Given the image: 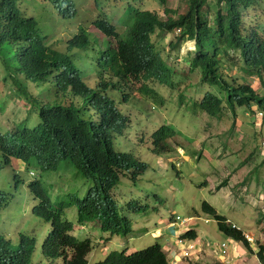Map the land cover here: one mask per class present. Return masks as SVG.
<instances>
[{
    "label": "rangeland",
    "instance_id": "obj_1",
    "mask_svg": "<svg viewBox=\"0 0 264 264\" xmlns=\"http://www.w3.org/2000/svg\"><path fill=\"white\" fill-rule=\"evenodd\" d=\"M30 1L21 3L22 11L26 16H32L38 21L40 34L49 36H46L49 46L62 52L66 51L67 41L72 37L68 26L66 28L69 19L66 17L71 10L49 11L46 4L38 6L39 2L36 0H33L36 4ZM126 1H104L98 12L92 0H76V6L83 2V8L89 9L90 12L82 15L69 28L76 29L79 23H84L86 17L92 18L86 27L100 47L99 44L106 38L94 26L93 21L105 13L123 15ZM110 3H114L115 7L109 6ZM139 3L141 8L157 12L160 16L165 15V8L186 12L189 6L188 0H167L166 4L160 0H133V8L139 9ZM211 3L212 11H204V15L209 16L210 26L213 25L216 7L215 2L208 1V4ZM50 9H55L52 4ZM204 10H207V6ZM39 14L43 15L44 21ZM172 16L176 17L175 14ZM258 16L264 18V11H251L248 13L247 22L250 23ZM170 34L159 33L154 37V41L156 50L173 71V88L168 83L157 80L148 82L146 87L158 92V95L150 93L152 99L145 94L143 82L132 79L121 82V90L127 95V100L119 102L118 105L132 122L124 135L116 138L114 149L132 153L149 166L136 180L122 177L120 184L113 190L120 211L133 222L131 231L125 236L104 234L99 231L98 223L80 225L76 207L65 209L66 219L75 225L72 234L80 240L89 239L93 244V250L87 257L89 264L104 260L111 251H124L130 255L155 244L163 245L166 254V248L173 247L175 255L177 234L189 231L198 232L193 241L201 244L203 251L188 260H182L181 257L174 260L173 255L172 260L168 258L170 264H207V261L211 260L209 258L206 261L207 255L222 256L217 252L219 244L227 241L229 245L231 240L219 230L215 217L204 213L205 202L213 206L217 214L226 218L227 222L230 221L243 232L250 234L255 239L254 249L258 251L259 246L264 245V117L255 116L260 110L264 113V107L252 103L248 108L237 105L230 108L224 102L223 110L217 116L212 117L201 112L195 102L201 101L206 92L217 94L223 100L225 95L221 94L218 88L202 83L199 71L191 69L188 47L184 49ZM171 42L176 48L170 46ZM77 52L79 56L76 65L83 71L82 78H91L89 84L96 85L95 75L91 74L90 59L93 54ZM224 64L220 72L227 80L232 81L235 78L243 83L246 79L259 96L264 98V83L261 85L259 80L251 76L246 78L245 72L239 70L241 65L238 62H233L236 67H231L227 62ZM105 73H100L98 78L105 80ZM13 85L7 69L0 62L2 135L15 130L21 123L29 127L36 126L40 108L54 99L50 91L53 90L52 87L28 83V92L32 96V99L28 100L27 97L19 96ZM113 95L117 101L122 100L121 92ZM59 98L61 103H81V100L71 95L63 98L60 93ZM162 126L171 127L176 135L170 139V152L156 155L152 152V135ZM236 172H241L242 176L232 183L231 175ZM18 178L22 179V182H18ZM36 179L46 188L52 201L58 203L68 202L69 195L83 198L91 186L68 162H62L58 172L36 173L33 177L20 161H12L10 166H6L0 154V191L16 195L15 202L0 212V234L18 246L20 233H30L38 241L32 264H64L62 258L50 261L42 255L41 245L48 236L50 223L35 217L32 212L37 201L28 185ZM131 202H137L147 210L131 211L128 207ZM177 216L187 221L171 224L172 217ZM207 242L215 245V248L204 246ZM243 248L246 264H254L256 261L261 264L250 249L245 245Z\"/></svg>",
    "mask_w": 264,
    "mask_h": 264
},
{
    "label": "trees",
    "instance_id": "obj_2",
    "mask_svg": "<svg viewBox=\"0 0 264 264\" xmlns=\"http://www.w3.org/2000/svg\"><path fill=\"white\" fill-rule=\"evenodd\" d=\"M166 4V0H161ZM220 7L210 26L204 14L205 0H189L188 10L170 15L165 9L167 20L157 13L141 12L128 29L126 37L118 40L117 50L102 53L98 59L100 71L115 73L110 81L100 80L96 86L82 78V72L69 52L72 48L91 50L90 38L81 36L70 40L68 52H60L48 46L46 36L40 34L38 21L26 16L20 3L24 0L0 1V62L7 69L18 95L32 99L28 83L37 86H51L54 96L62 93L81 100L79 105L72 101L59 103L56 98L40 108L36 126L21 123L5 135L0 134V154L6 165L21 161L27 169L44 173L57 172L62 162H68L72 169L90 183L83 198L69 195L68 202H54L38 180L31 182L29 189L37 201L33 214L51 224V230L41 245L46 260L62 258L64 264H89L88 255L93 250L89 239L80 240L72 233L75 225L66 219L65 209L77 208L79 224L98 223L101 232L110 235H127L131 231L130 219L120 211L113 197V190L122 177L136 180L147 165L132 153L116 151L115 140L130 127V119L118 108V102L111 94L118 91L122 81L132 79L143 82L165 76L169 67L155 51L153 37L157 30H182L178 43L194 40L197 54L192 66L200 69L202 81L217 87L224 100L207 92L195 106L212 117L223 110L224 102L230 108L250 107L252 103L264 107V98L245 81L232 85L218 74L220 54L227 61H234L230 55L238 54L242 71L264 83V23L256 20L247 22L248 11L263 6L264 0H214ZM175 13V12H174ZM108 34L113 30L100 25ZM103 60V62L101 61ZM144 83V82H143ZM145 84V83H144ZM146 95L150 90L146 87ZM34 104V103H33ZM34 107V106H33ZM176 132L163 126L153 135L152 152L156 155L169 153L170 139ZM21 182V180H18ZM14 193L0 191V212L14 203ZM131 211H146L137 202L128 204ZM204 213L215 217L219 230L227 237L242 242L251 249L243 232L227 225L226 218L217 214L213 206L203 204ZM84 224V225H85ZM185 238L195 240L197 233L189 231ZM37 239L20 234L18 246L0 234V264H32L37 250ZM258 259L264 264V246L260 245ZM94 264H170L161 244L128 255L124 251H111L104 260Z\"/></svg>",
    "mask_w": 264,
    "mask_h": 264
},
{
    "label": "clouds",
    "instance_id": "obj_3",
    "mask_svg": "<svg viewBox=\"0 0 264 264\" xmlns=\"http://www.w3.org/2000/svg\"><path fill=\"white\" fill-rule=\"evenodd\" d=\"M1 1V0H0ZM25 1V0H24ZM27 1H30V0H27ZM37 2H39V5L38 6H40L41 4H46L47 6H48V8H49V11L50 10H53L54 12L58 9L59 11H70L71 10V12L69 13V15L66 17V18H69L68 19V23L66 24V28H67V26H68V30L70 31V33L72 34V37L71 38H69L68 39V43H69V41L70 40H73V39H75L76 37H78V36H81L82 38H90V46H91V50L89 51V50H83V49H80V48H76V47H74V48H72V50L69 52V54H70V56H72L73 57V59H74V61H75V63H76V60H77V57L79 56V54H78V52L77 51H83V52H85L87 55L88 54H93V56H92V58L90 59V61H91V65H92V69H91V74H93V75H95V79L94 80H96L97 81V83L100 81V79L98 78L99 77V75H100V73H103V72H105V71H98V69L100 70V67L99 66H101L100 64H99V61H98V59H101L102 58V53H106V52H108V51H110V50H117V47H118V40L117 39H123V38H125L126 37V33H127V31H128V29L129 28H131L132 26H133V24H134V22H135V16L138 14V13H141V12H150V13H157V12H153V11H150V10H147V9H143V8H141L140 7V3H139V9H134L133 8V6H132V1L133 0H127L126 1V9H125V12H124V14L123 15H117V14H112V13H105V15L104 16H102V17H98L97 19H95L94 21H93V24H94V26L100 31V32H102L103 34H104V36H105V40L101 43V44H99L100 45V47H98V43L95 41V39H93L92 37H91V34H90V32H89V29H88V27H86V24H88V22H89V20L90 19H92V18H89V17H86L85 18V20H84V23H79L78 24V26H77V28L76 29H71V28H69V26L71 25V24H73V23H75V22H77L78 20H79V18L80 17H82V15H84V14H86V13H89L90 12V10L89 9H84L83 8V2L82 3H79V4H77V6H76V3H75V1L76 0H36ZM48 1V2H47ZM104 1H108V0H92V3H93V6H94V8L95 9H98V12H99V10L101 9V7L103 6V2ZM110 1V0H109ZM135 1H137V0H135ZM141 0H139V2H140ZM161 1V0H160ZM189 1V0H188ZM206 1V3H205V5H204V7L205 6H207V10H205V11H207V12H210V11H212V3L211 4H208V1H212V2H215V13H216V11L220 8V7H222L223 8V5L222 4H220L219 5V3L217 2V1H214V0H205ZM32 4H36V3H34L33 2V0H31L30 1ZM162 2V1H161ZM166 2H167V0H166ZM53 5L54 6V8L55 9H50V5ZM164 4V3H163ZM109 6L111 5L112 7H115V4L114 3H110V4H108ZM20 7H21V3H20ZM68 7V8H67ZM166 9V8H165ZM164 9V10H165ZM167 10H169V11H172L173 12V14H175V16L176 17H174V16H172L173 14H171L170 16L171 17H173V18H177V14H179V13H181V12H178V10H176V11H174V10H170V9H167ZM255 10H263L264 11V5L263 6H256L255 8H252V9H250L249 11H248V13H250L251 11H255ZM101 12L103 13V11L101 10ZM175 12V13H174ZM45 13H48V12H45ZM164 13H165V11H164ZM247 13V14H248ZM43 14V13H42ZM42 14H39V17L41 18V20H45L44 19V17H43V15ZM158 14V16H160V14L159 13H157ZM98 15V14H97ZM97 15L95 16V17H97ZM106 15H108V16H106ZM168 14H166L165 13V15H163L164 17H166V18H164L163 16H160V18L161 19H164V20H167V18H168V16H167ZM204 15V14H203ZM95 17H93V18H95ZM206 17H208V22H209V24H210V19H209V16L208 15H206ZM215 19V17L213 18V20ZM254 20H256V21H258V22H261V23H264V18H261L260 16H258V17H254ZM213 23V22H212ZM100 25H105L106 27H108V28H110L111 27V29L113 30V32H114V34H108V33H106V31L104 30V29H102L101 27H100ZM212 26V25H211ZM78 30H80L79 32H78ZM78 32V33H77ZM162 33V32H164V34L165 33H171L170 35L171 36H173L174 38H175V40L177 41V43H178V40H179V37L181 36V34H182V30L181 29H179V28H174L172 31H162V30H157V32L155 33V35H154V37L155 36H158L159 35V33ZM48 36V35H47ZM49 37V36H48ZM154 37H153V43H154V46H155V51H157L156 50V44H155V41H154ZM112 40L114 41V44H112ZM68 43H67V48H68ZM179 45H181V46H183L184 47V49H186V47H188L187 48V54H189V55H191V57H190V66H191V69H193V70H198L199 71V75H200V78H201V81H202V74H201V71H200V69H197V68H195V67H193L192 66V58L197 54V45H196V42L194 41V40H185V41H183V42H181V43H178ZM48 45V44H47ZM49 46V45H48ZM170 46H173V48H176V46L171 42L170 43ZM50 47H52L53 49H55L53 46H50ZM67 48H66V51H64V52H68L67 51ZM57 50V49H56ZM59 51V50H58ZM60 52H62V51H60ZM160 55H161V53L159 52V51H157ZM193 52V53H192ZM230 53V55L234 58V61H232V62H230V61H227V60H225L224 59V57H223V54L221 53L220 54V60H221V64H219V65H217L218 67V74H220L223 78H225L222 74H221V72H220V68L221 67H223V66H225V64H224V62H227V63H229L230 65H231V67H236L234 64H233V62H240V61H238V59H239V55L238 54H233V52H229ZM161 57H162V55H161ZM162 59H163V57H162ZM164 60V59H163ZM102 62H103V60H101ZM164 62L167 64V62L164 60ZM87 63V62H86ZM240 64V63H239ZM241 65V64H240ZM167 66L169 67V65L167 64ZM79 68V67H78ZM80 69V68H79ZM169 69H170V71L165 75V76H162V77H160V78H153V79H151V80H149V81H146V80H144L143 82L147 85V83L148 82H152V81H158V82H161V83H168L170 86H171V88H173L174 87V82H172V81H174L173 80V77L171 76V74L173 73V71L171 70V68L169 67ZM81 70V69H80ZM239 70H242V67H240V69ZM108 71H110V72H106L105 74H103V75H105V81H110V78L113 76L112 74H111V72L112 73H115V72H113L112 70H108ZM81 72L83 73V71L81 70ZM89 75H90V77H91V74L90 73H88ZM114 77V76H113ZM245 77L246 78H248V77H250V76H247V74L245 73ZM251 77H253V76H251ZM85 78H87V77H85ZM87 79H89L88 80V82L90 83V81H91V78H87ZM106 79H108V80H106ZM226 79V78H225ZM253 79H256V77H254ZM114 81H117L118 79L117 78H115L114 77V79H113ZM227 80V79H226ZM258 80V79H257ZM229 81V80H228ZM245 81H247L248 82V80H244V82ZM123 82V81H122ZM232 85H236V84H240V82L239 81H237L235 78H233L232 79V81H229ZM243 82V83H244ZM180 83V82H179ZM202 83H204L203 81H202ZM207 84V83H206ZM250 84V83H249ZM94 86H96V85H94ZM182 86H185V84H182ZM201 86V85H200ZM210 86V85H209ZM51 87V86H50ZM210 87H214V86H210ZM121 88H122V86H121ZM121 88L118 90V91H113L111 94L113 95L114 93H116V92H121L122 93V100L121 101H117L118 103L119 102H123V101H126L127 100V95L126 94H124L123 92H122V90H121ZM217 88V87H216ZM149 89V88H148ZM150 90V93H152V94H156V95H158V92H156L154 89H152V88H150L149 89ZM50 91L52 92V96H53V100H55V98H56V100L59 102V103H61V99L59 98V95L57 96V97H55L54 96V91H55V89L53 88V90H51L50 89ZM150 93H148V95L149 96H151L150 95ZM207 93V92H206ZM205 93V94H206ZM212 93V92H211ZM62 94V93H61ZM205 94H204V96H205ZM214 94V93H213ZM147 95V96H148ZM217 95V94H216ZM203 96V97H204ZM113 97L115 98V96L113 95ZM151 98H152V96H151ZM153 99V98H152ZM53 102V101H52ZM52 102H48V103H52ZM200 102V101H199ZM47 103V102H46ZM47 103V104H48ZM63 103H65V102H63ZM44 105H46V104H44ZM118 105V104H117ZM43 106V105H42ZM118 108H119V105H118ZM119 110L123 113V111L119 108ZM124 115H126L127 117H129L127 114H125V113H123ZM255 116L256 117H264V113H263V111H261L260 110V112L259 113H257V114H255ZM129 119H130V117H129ZM131 119H130V124H131ZM163 127V126H162ZM161 128V127H160ZM159 128V129H160ZM158 129V130H159ZM157 131V130H156ZM155 131V132H156ZM154 132V133H155ZM153 133V134H154ZM124 135V134H123ZM122 135V136H123ZM119 137V136H118ZM263 145V148H264V143L262 144ZM155 154V153H154ZM4 162V161H3ZM21 162V161H20ZM12 163V162H11ZM5 164V163H4ZM22 164H24V163H22ZM146 164V163H145ZM6 165V164H5ZM11 165V164H10ZM10 165H6V166H10ZM25 165V164H24ZM147 165V168H146V170L148 169V164H146ZM29 170V172H30V175L31 176H33V177H35V174L36 173H39V174H42V173H44V172H42V171H37L36 173L34 172V171H31L30 169H28ZM145 170V171H146ZM58 172V171H57ZM50 173V172H49ZM143 173V172H142ZM141 173V174H142ZM140 174V175H141ZM130 179H131V177L130 176H128ZM138 178V177H137ZM18 180H21V182H22V179H20V178H18ZM36 180H38V179H36ZM33 181H35V180H33ZM33 181H31V182H33ZM39 181V180H38ZM31 182L29 183V185L31 184ZM40 182V181H39ZM29 185H28V187H29ZM44 187V186H43ZM46 189V188H45ZM48 192V191H47ZM113 197H114V195H113ZM16 200V199H15ZM116 200V199H115ZM117 201V200H116ZM15 202V201H14ZM131 203H134V202H131ZM130 204V203H129ZM34 206H37V204L36 205H34ZM71 208H73V207H71ZM71 208H67V209H71ZM33 209H34V207H33ZM32 212H33V210H32ZM123 213V212H122ZM123 215H125V214H123ZM127 216V215H126ZM36 217V216H35ZM128 217V216H127ZM177 217H179V216H177ZM177 217H172V221H171V224H174L175 222L176 223H179L180 221H177L176 220V218ZM129 218V217H128ZM180 218V217H179ZM180 219H182V218H180ZM183 220V219H182ZM187 220V219H186ZM131 221V220H130ZM46 222V221H45ZM47 223H49V222H47ZM131 223H132V225H133V222L131 221ZM225 223L227 224V223H229V224H227V225H230L231 227H232V225H233V223L231 224V222L229 221V222H227V220L225 221ZM50 225V227L47 229L48 230V233L50 232V230H51V224H49ZM235 225V224H234ZM236 226V225H235ZM236 227H238V226H236ZM233 228V227H232ZM99 229V231L101 232V230H100V227L98 228ZM234 229H236V228H234ZM237 230H240V231H242L243 232V230H241L239 227H238V229ZM188 231V230H187ZM186 231V232H187ZM103 233V232H102ZM20 234H27V235H30V236H32V234H30V233H27V232H24V233H20ZM104 234H107V233H104ZM244 234H248V233H245V232H243V236H244ZM250 235V234H249ZM184 236V235H183ZM34 237V236H33ZM245 238V237H244ZM232 240H235L234 238H231ZM11 240V239H10ZM19 240H20V235H19ZM246 240V239H245ZM44 241V240H43ZM91 241V240H90ZM235 241H237V240H235ZM247 241V240H246ZM248 242V241H247ZM242 243V242H241ZM243 244V243H242ZM249 244V243H248ZM15 246V245H14ZM249 246L252 248V246L249 244ZM259 248H260V246H259ZM258 248V251H254V249L252 248V249H250L251 250V252L252 253H254L256 256H257V254H258V252L260 251V249ZM37 251V250H36ZM34 258V257H33ZM33 262V261H32ZM63 263H64V261H63ZM262 264V263H261Z\"/></svg>",
    "mask_w": 264,
    "mask_h": 264
},
{
    "label": "built area",
    "instance_id": "obj_4",
    "mask_svg": "<svg viewBox=\"0 0 264 264\" xmlns=\"http://www.w3.org/2000/svg\"><path fill=\"white\" fill-rule=\"evenodd\" d=\"M176 220L182 221V219H180L179 217H177ZM183 220L187 221L186 219H183ZM176 224H180V222L176 223ZM232 227L238 229V227H236L234 224L232 225ZM184 233L177 234V236H176L177 250H175L176 252L174 255V260L179 259L180 257L182 260H188V259L192 258L194 255L195 256L200 255V251H203L201 244L196 243L195 241H193L191 239H187V238L183 237ZM244 237L251 246L255 245V239L251 235L244 234ZM204 246H207L209 249L212 246L215 248V245H211L209 242L205 243ZM218 247H219V249H217V252L218 253L220 252L221 255L226 257L227 256V242L225 241V242L219 244ZM224 264H231V261H225Z\"/></svg>",
    "mask_w": 264,
    "mask_h": 264
},
{
    "label": "crops",
    "instance_id": "obj_5",
    "mask_svg": "<svg viewBox=\"0 0 264 264\" xmlns=\"http://www.w3.org/2000/svg\"><path fill=\"white\" fill-rule=\"evenodd\" d=\"M241 172H236L234 174L231 175V181L232 183L238 179V177L242 176L240 175ZM198 233V232H197ZM174 238H175V233H174ZM199 240V238H198ZM230 240H231V237H230ZM262 241V240H261ZM169 242V241H168ZM225 241H222L221 243H223ZM227 242V241H226ZM201 243V242H200ZM262 243H264L262 241ZM163 246V245H162ZM243 244L239 241H235V240H231L229 241V245H228V242H227V256L224 257L223 255L222 256H218V257H213V256H206L205 259L206 261L211 258V260H208L207 261V264H224L225 261H231V264H238L239 262H242L243 264H246L247 260L245 259V249L243 248ZM264 246V245H263ZM165 248V246H164ZM230 252H229V250ZM251 248V247H250ZM252 248L254 249V245L252 246ZM251 248V249H252ZM166 250L168 251L167 253V257L169 259L172 260L173 258V255H174V248L173 247H170V249H167ZM254 251H257L256 249H254ZM255 253V252H254ZM219 254H221L219 252ZM254 257L258 260L257 256L254 255ZM259 261V260H258ZM246 262V263H245ZM260 262V261H259ZM261 263V262H260ZM254 264H259L257 263V261L254 263Z\"/></svg>",
    "mask_w": 264,
    "mask_h": 264
}]
</instances>
